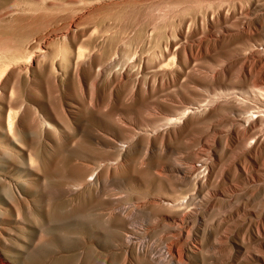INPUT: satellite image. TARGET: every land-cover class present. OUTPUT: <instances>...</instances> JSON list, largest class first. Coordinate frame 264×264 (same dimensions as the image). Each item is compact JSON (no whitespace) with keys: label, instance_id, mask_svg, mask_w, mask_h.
I'll return each mask as SVG.
<instances>
[{"label":"rangeland","instance_id":"rangeland-1","mask_svg":"<svg viewBox=\"0 0 264 264\" xmlns=\"http://www.w3.org/2000/svg\"><path fill=\"white\" fill-rule=\"evenodd\" d=\"M260 111L264 0H0V258L264 264Z\"/></svg>","mask_w":264,"mask_h":264},{"label":"bare ground","instance_id":"bare-ground-1","mask_svg":"<svg viewBox=\"0 0 264 264\" xmlns=\"http://www.w3.org/2000/svg\"><path fill=\"white\" fill-rule=\"evenodd\" d=\"M36 53V52H35ZM38 53V52H37ZM39 54V53H38ZM41 55V54H40ZM97 72V71H96ZM95 83V82H94ZM260 112H263L264 113V111H260ZM260 112H256L255 114L254 113H252V114H250L249 115V117H246V118H241V121H243V122H247V123H249V122H253L255 119H257V117H263V115L264 114H260ZM186 114V113H185ZM253 114H254V116H253ZM181 115H183V113L181 114ZM260 117V118H261ZM179 118V117H178ZM8 119H9V117H8ZM181 119H182V116H181ZM263 118H261V120H262ZM260 120V119H259ZM179 122L180 121V118H179V120L178 119H176V118H170V119H168V124H175L176 122ZM10 122H11V119H10ZM9 123V122H8ZM11 124H13V123H11ZM10 124V125H11ZM178 124V123H177ZM13 127V126H12ZM11 127V128H12ZM9 128V127H8ZM10 128V129H11ZM12 130L13 129H11V132H12ZM9 133H10V131H9ZM11 134V133H10ZM190 169H192V167L190 168ZM177 174V173H176ZM179 175V174H178ZM179 178V177H178ZM181 178V177H180ZM185 178V177H184ZM177 180H179V179H177ZM181 180H183V178L181 179ZM175 203V202H174ZM166 204H167V202H166ZM169 204V203H168ZM177 204H178V202H177ZM179 205V204H178ZM189 212V211H188ZM190 213V212H189ZM189 213H187V214H189ZM0 264H6V263H4V261L0 258Z\"/></svg>","mask_w":264,"mask_h":264}]
</instances>
